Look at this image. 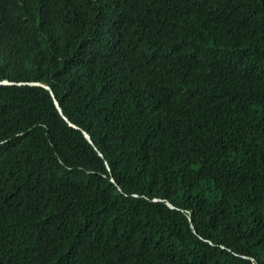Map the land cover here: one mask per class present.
Masks as SVG:
<instances>
[{"label": "trees", "instance_id": "1", "mask_svg": "<svg viewBox=\"0 0 264 264\" xmlns=\"http://www.w3.org/2000/svg\"><path fill=\"white\" fill-rule=\"evenodd\" d=\"M0 82V264H264V0H0Z\"/></svg>", "mask_w": 264, "mask_h": 264}, {"label": "water", "instance_id": "2", "mask_svg": "<svg viewBox=\"0 0 264 264\" xmlns=\"http://www.w3.org/2000/svg\"><path fill=\"white\" fill-rule=\"evenodd\" d=\"M56 106H57V108L61 111V108H60V106H59V104L56 102ZM86 137L90 140V138H89V136L88 135H86Z\"/></svg>", "mask_w": 264, "mask_h": 264}, {"label": "rangeland", "instance_id": "3", "mask_svg": "<svg viewBox=\"0 0 264 264\" xmlns=\"http://www.w3.org/2000/svg\"><path fill=\"white\" fill-rule=\"evenodd\" d=\"M5 83H9V81L7 80V79H5V81H4Z\"/></svg>", "mask_w": 264, "mask_h": 264}, {"label": "clouds", "instance_id": "4", "mask_svg": "<svg viewBox=\"0 0 264 264\" xmlns=\"http://www.w3.org/2000/svg\"><path fill=\"white\" fill-rule=\"evenodd\" d=\"M1 83V82H0ZM58 103V102H57ZM60 111V110H59ZM61 112V111H60ZM87 134H85V136H86ZM89 136V135H88ZM87 138V137H86ZM90 138V137H89ZM88 139V138H87ZM89 140V139H88ZM90 141V140H89Z\"/></svg>", "mask_w": 264, "mask_h": 264}]
</instances>
